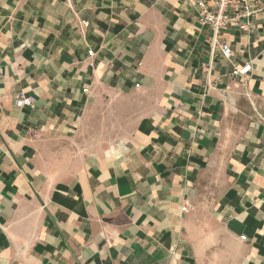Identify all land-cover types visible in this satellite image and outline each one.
Segmentation results:
<instances>
[{"label": "crops", "instance_id": "0c3cea01", "mask_svg": "<svg viewBox=\"0 0 264 264\" xmlns=\"http://www.w3.org/2000/svg\"><path fill=\"white\" fill-rule=\"evenodd\" d=\"M196 16L0 0V264H264V13L221 31L229 60Z\"/></svg>", "mask_w": 264, "mask_h": 264}, {"label": "built area", "instance_id": "2783aa9c", "mask_svg": "<svg viewBox=\"0 0 264 264\" xmlns=\"http://www.w3.org/2000/svg\"><path fill=\"white\" fill-rule=\"evenodd\" d=\"M197 10L196 19L202 26L208 25L212 29L213 36L211 44L220 50L221 56L229 60L233 56V51L229 45L219 40L222 30L233 28L251 35L255 29L253 21L257 13H264V2L262 0H186ZM84 25L85 22L82 21ZM89 55L93 52L88 50ZM251 71V64L245 63L242 66H233L230 76L233 79H244ZM86 91V89H84ZM14 105L17 108L33 107L34 97L27 95L24 91L15 95ZM181 210L187 209L186 203H183ZM245 239V235L240 237Z\"/></svg>", "mask_w": 264, "mask_h": 264}, {"label": "rangeland", "instance_id": "374dc122", "mask_svg": "<svg viewBox=\"0 0 264 264\" xmlns=\"http://www.w3.org/2000/svg\"><path fill=\"white\" fill-rule=\"evenodd\" d=\"M125 101L127 102V100H125ZM126 102H124V103H126ZM123 105H125V104H123ZM123 105H121L119 103L118 107H115L114 109H111V110H109V109L106 110L105 112H107V113L104 112L106 117H104V114H103L104 110H101V112H100L101 118H100L99 126L97 129L101 130L102 128L108 127L109 130L115 131V132L103 131L104 132L103 135H105V136H111V135L116 136L118 134H121L123 131L129 129L128 127H130V124L126 123L125 121H127L128 119H131V117L133 115V113L131 111L134 110V107H130L129 102H127V107H125ZM120 115H123L120 118V120H125V121H122L124 123L118 122V121H120V120H118ZM108 117L113 120V123L104 125L105 119H107ZM114 122H118L119 124L117 123L116 125H112V124H115ZM100 123H102L101 126H100ZM114 127H117V128H115L113 130Z\"/></svg>", "mask_w": 264, "mask_h": 264}]
</instances>
